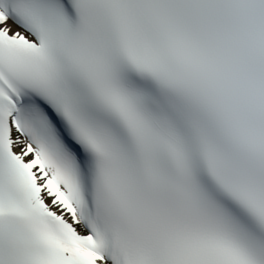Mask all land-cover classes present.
I'll return each instance as SVG.
<instances>
[{
  "label": "snow or ice",
  "instance_id": "6c2138e0",
  "mask_svg": "<svg viewBox=\"0 0 264 264\" xmlns=\"http://www.w3.org/2000/svg\"><path fill=\"white\" fill-rule=\"evenodd\" d=\"M0 264H264V0H0Z\"/></svg>",
  "mask_w": 264,
  "mask_h": 264
}]
</instances>
